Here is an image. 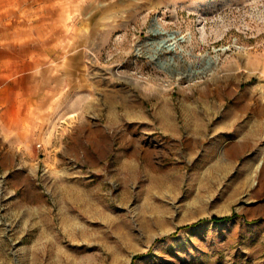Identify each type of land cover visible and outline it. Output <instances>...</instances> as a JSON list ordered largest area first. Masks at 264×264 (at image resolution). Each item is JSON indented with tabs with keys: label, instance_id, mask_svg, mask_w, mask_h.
<instances>
[{
	"label": "rangeland",
	"instance_id": "rangeland-1",
	"mask_svg": "<svg viewBox=\"0 0 264 264\" xmlns=\"http://www.w3.org/2000/svg\"><path fill=\"white\" fill-rule=\"evenodd\" d=\"M57 3L0 0V264H264V0Z\"/></svg>",
	"mask_w": 264,
	"mask_h": 264
},
{
	"label": "crops",
	"instance_id": "crops-1",
	"mask_svg": "<svg viewBox=\"0 0 264 264\" xmlns=\"http://www.w3.org/2000/svg\"><path fill=\"white\" fill-rule=\"evenodd\" d=\"M46 3L50 7H54V11H55V7L57 8L59 6V3L54 4V3H56V0H46ZM69 13L70 12L67 11L66 23H65V25H66V28H65V30H66V38H65V42H64V57L66 59L65 62H66V65H67V68H66L65 72H66V75L68 76V83L71 82V79L69 78L70 75H71L70 65L72 64V61L74 60V57H76V52L72 50L73 45L75 43V40H73L72 37H71V29H70L71 26L69 24V18H70V14ZM85 34H86V31L83 30L82 31V41H85V39H86ZM11 58H15V57H11ZM15 61H19V57H16ZM2 68H3V57H0V70H2ZM261 71L264 72V63H262V65H261ZM0 73H2V72L0 71ZM12 76H15V75L12 74ZM16 78H17V76H16ZM16 85L17 84H15V86ZM0 86H2V83L0 84ZM251 107L253 109V112L251 113V119L252 120L262 121L264 123V97H263V101L254 102L253 104H251ZM235 116H237V114H235Z\"/></svg>",
	"mask_w": 264,
	"mask_h": 264
},
{
	"label": "bare ground",
	"instance_id": "bare-ground-1",
	"mask_svg": "<svg viewBox=\"0 0 264 264\" xmlns=\"http://www.w3.org/2000/svg\"><path fill=\"white\" fill-rule=\"evenodd\" d=\"M110 90H112V89H110ZM115 91H119L118 89L116 90L115 89ZM107 94L105 95V96H107L109 99H112V98H114V96H115V94H117V93H112V92H106ZM124 94V93H123ZM124 96V95H123ZM119 97H121V96H119ZM107 98V99H108ZM125 101V100H124ZM88 105V100H84V102H83V104H82V106L85 108L86 106ZM122 106H127L124 102H122ZM83 109V108H82ZM108 110H109V113H108V115H109V118H115L116 116H117V114H116V112L114 111V105L112 104V103H110L109 102V104H108ZM81 123V122H80ZM83 123V122H82ZM120 162H122V160L120 161Z\"/></svg>",
	"mask_w": 264,
	"mask_h": 264
},
{
	"label": "trees",
	"instance_id": "trees-1",
	"mask_svg": "<svg viewBox=\"0 0 264 264\" xmlns=\"http://www.w3.org/2000/svg\"><path fill=\"white\" fill-rule=\"evenodd\" d=\"M235 215V213L225 214V215H212L210 217H207L206 219H210L213 221H225L230 218H232Z\"/></svg>",
	"mask_w": 264,
	"mask_h": 264
}]
</instances>
